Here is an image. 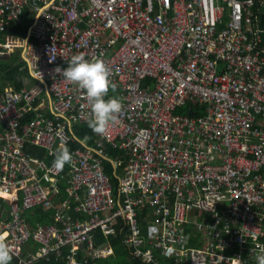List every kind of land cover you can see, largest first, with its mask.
Masks as SVG:
<instances>
[{"label":"built area","instance_id":"2783aa9c","mask_svg":"<svg viewBox=\"0 0 264 264\" xmlns=\"http://www.w3.org/2000/svg\"><path fill=\"white\" fill-rule=\"evenodd\" d=\"M219 1L0 0V59L21 46L9 26L24 7L35 14L26 59L34 84L16 90L0 79V239L21 264H94L120 235L143 264H159L157 254L258 264L264 29L255 0L235 1L226 23ZM80 53L105 61L108 96L123 103L115 125L92 130V145L75 137L89 126L85 92L54 71ZM65 147L72 162L62 170L34 155L54 161ZM34 207L56 210L52 223L29 228L23 213Z\"/></svg>","mask_w":264,"mask_h":264},{"label":"clouds","instance_id":"9594fccd","mask_svg":"<svg viewBox=\"0 0 264 264\" xmlns=\"http://www.w3.org/2000/svg\"><path fill=\"white\" fill-rule=\"evenodd\" d=\"M54 71L85 92L91 112L88 123L94 132L103 134L118 122L123 103L118 97L108 96L115 85L111 80V69L102 58L86 59L83 53L76 54L67 62L66 68L57 67ZM54 157L53 167L59 170L72 162V155L66 147L54 153ZM11 259V249L4 239H0V264H10ZM257 261L264 264V253L257 257Z\"/></svg>","mask_w":264,"mask_h":264},{"label":"trees","instance_id":"16d2710c","mask_svg":"<svg viewBox=\"0 0 264 264\" xmlns=\"http://www.w3.org/2000/svg\"><path fill=\"white\" fill-rule=\"evenodd\" d=\"M28 24V23H27ZM23 25L21 27H12L11 33H13L15 36H19L21 38L26 39L28 35V29L29 24ZM8 61V59H7ZM17 62V59L15 60ZM0 72L2 75L3 85L9 84L11 87H13L16 90L21 89L22 87H30V84H34L33 79L30 77L27 68L25 67V64L23 62H19L16 65L14 63H11V65H8L5 62L0 63ZM32 84V85H33ZM188 107L183 109V112L185 113L186 109ZM182 113V112H181ZM190 113H197L198 116L201 115V112L199 111V108H195L193 112ZM92 128L90 126L87 127H75V137L82 140H89V144L92 145L94 142L97 141V139L92 135ZM74 147L80 146L79 143L73 142ZM118 152L116 150L113 151L110 150V154L112 157H115ZM37 157V156H36ZM43 158V157H39ZM106 173L110 176L114 187L117 186V180L114 175L113 167L109 162H106ZM52 211L49 212H42V210H34L30 213L25 214V218L27 220V223L30 227L34 226L35 222L42 223L43 225H48L51 221L50 216L52 215ZM33 228V227H32ZM123 236H119V239L116 241L115 245L113 247L114 249V255L106 260H100L97 261L96 264H143L138 259L133 258L132 253L127 248L126 245L122 242ZM10 264H17L16 261L11 260ZM37 264H59L55 263L54 260H52L50 263L48 262H41ZM95 264V263H94ZM161 264H174L173 262L163 259L161 261Z\"/></svg>","mask_w":264,"mask_h":264},{"label":"bare ground","instance_id":"6f19581e","mask_svg":"<svg viewBox=\"0 0 264 264\" xmlns=\"http://www.w3.org/2000/svg\"><path fill=\"white\" fill-rule=\"evenodd\" d=\"M235 1H241L242 2L244 0H221V1H219V4L223 7V13H219V15L222 16L221 17V21H222L221 23H223V22L226 23V22H228L230 20V16L232 14V4ZM261 2H263V3L261 4ZM253 8L255 10H257L258 8H260L259 28H260V30H263L264 29V0H255V3L253 4ZM34 17H35L34 12H32V10H30V12H29V10H27V8L24 7V9L22 10V13H21V15L19 17V22L18 23H12L9 26V28H8V32H9L10 28H12L14 25H16V26H22L25 22H28V21L30 22V27H31V25H32V23L34 21ZM219 26H221V24H219ZM8 32H7L6 35H9L10 36V34ZM248 36H249L250 39L252 38V36L250 34H248ZM10 37H12V36H10ZM12 38L13 39H16V40H19L21 42L20 43L21 46L19 47L20 50H22V52H20L21 53V59H22L23 63L25 64V67L27 68V71H28L29 75L31 76V73H30L29 67L27 65V60L26 59L28 57V55H27V50L28 49L27 48H28V46L33 41L32 35L30 34V32H28V36H27L26 39L21 38L19 36H15V37H12ZM263 39H264V34L262 32H260V41H261L260 42V47H263L264 48V41H263ZM14 50H16V48H13L5 56H2L1 59H0V63L3 62L4 60L6 61L7 59H9L8 57L9 56L11 57V54H12V52ZM65 66H67V65H65ZM223 69H224V64L222 62H220L219 63V71L221 72ZM187 116L189 118H191V119H196L198 117V114L197 113H189V114H187ZM36 158H39V157H36ZM41 159H44L47 162V164H51L53 162V160L51 158L43 157ZM64 167H66V164L64 165ZM61 196H64L63 193H62ZM37 208H42V207H34V208H32L31 210L23 213V217L25 218V214L26 213H30V212L34 211L35 209H37ZM52 210H54V209H50V210H46L45 209V211H52ZM25 221L27 223L26 218H25ZM27 225H28V223H27ZM28 227L32 229V227H30L29 225H28ZM30 244L31 243H29L27 246H29ZM113 255L114 254H112V255L108 256L107 258H104V259H108V258L112 257ZM12 259L15 260L17 262V264H21L19 262V259L18 258L12 256ZM36 262H39V261H36ZM36 262H34V263H36Z\"/></svg>","mask_w":264,"mask_h":264},{"label":"crops","instance_id":"0c3cea01","mask_svg":"<svg viewBox=\"0 0 264 264\" xmlns=\"http://www.w3.org/2000/svg\"><path fill=\"white\" fill-rule=\"evenodd\" d=\"M29 24V26H30V22L28 21V22H25L23 25H25V24ZM27 24V25H28ZM22 25V26H23ZM14 27H21V26H16V25H14ZM30 28V27H29ZM11 29V28H10ZM28 32H29V29H28ZM9 34H10V36H12V37H15V35L13 34V33H11V30H9V32H8ZM28 36V35H27ZM10 59V58H9ZM49 114V117L51 118V119H53V116L51 115V113H48ZM34 155H37V156H43V153H39V152H35L34 153ZM64 197V196H63ZM35 210H42V212H49V211H45L44 209H42V208H37V209H35ZM52 215L50 216V218H51V221H50V223L49 224H51L52 223V218H53V216H54V214H55V212H56V210H52ZM37 225H43L42 223H37V222H35V224H34V226H32L33 228H35ZM121 236V235H120ZM117 239V238H116ZM118 239H119V237H118ZM117 239V240H118ZM116 240V241H117ZM116 241L112 244L113 246L115 245V243H116ZM102 242H107V239L106 238H104V237H102ZM123 242V241H122ZM124 244V243H123ZM115 248V247H114ZM127 248H128V246H127ZM36 249H37V246L35 245V244H33V243H31L28 247H26V252H34V251H36ZM129 249V248H128ZM130 250V249H129ZM130 252H131V250H130ZM158 255V257H159V264H161V261L163 260V259H166V260H169V261H171V262H173L174 264H175V261L173 260V259H167V258H165V257H162V256H160L159 254H157ZM11 260H13V259H11ZM101 260H106V259H101ZM15 261V260H14ZM52 261V260H51ZM51 261H46V260H42V261H39V262H36V263H34V264H37V263H41V262H48V263H50ZM55 261V260H54ZM98 261H100V260H98ZM17 263V262H16ZM55 263H59V264H65L63 261H55ZM97 263V262H96ZM95 263V264H96Z\"/></svg>","mask_w":264,"mask_h":264},{"label":"rangeland","instance_id":"374dc122","mask_svg":"<svg viewBox=\"0 0 264 264\" xmlns=\"http://www.w3.org/2000/svg\"><path fill=\"white\" fill-rule=\"evenodd\" d=\"M20 52H22V50H20V48L18 47V48H16V50H14L13 52H12V54H11V57L9 56L8 58H10V60L8 59V61L6 60V63L8 64V65H11V63H14L15 65L17 64V63H19V62H23L22 61V59H21V53ZM17 59V62L15 61ZM5 61V60H4ZM3 61V62H4ZM0 79L2 80V75H1V73H0ZM2 82H3V80H2ZM33 84V83H32ZM32 84H30V85H32Z\"/></svg>","mask_w":264,"mask_h":264},{"label":"water","instance_id":"95a60500","mask_svg":"<svg viewBox=\"0 0 264 264\" xmlns=\"http://www.w3.org/2000/svg\"><path fill=\"white\" fill-rule=\"evenodd\" d=\"M263 41H264V39H263Z\"/></svg>","mask_w":264,"mask_h":264}]
</instances>
